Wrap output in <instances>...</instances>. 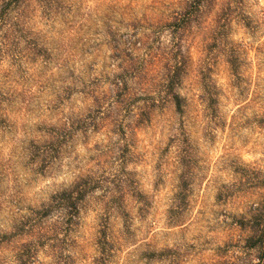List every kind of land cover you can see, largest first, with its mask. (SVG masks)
I'll return each mask as SVG.
<instances>
[{"label":"rangeland","instance_id":"rangeland-1","mask_svg":"<svg viewBox=\"0 0 264 264\" xmlns=\"http://www.w3.org/2000/svg\"><path fill=\"white\" fill-rule=\"evenodd\" d=\"M3 1L0 264H264V0Z\"/></svg>","mask_w":264,"mask_h":264},{"label":"trees","instance_id":"trees-1","mask_svg":"<svg viewBox=\"0 0 264 264\" xmlns=\"http://www.w3.org/2000/svg\"><path fill=\"white\" fill-rule=\"evenodd\" d=\"M22 1L23 0L3 1L2 11L6 10L8 6L12 4L18 5ZM119 82L121 84L124 83V81ZM173 102L177 109H181V100L178 94H173ZM84 186L85 185L83 184H76L71 189L62 190L53 196V203H55L60 207L61 210H63V214L61 216L62 226L57 228H39L35 231V233L31 234V236H34L35 239L21 243L15 254L16 264H35L37 261L36 255L38 248L42 245L43 242L54 239L57 241H61L62 238H58V235L61 233L63 234V236H66L69 227L76 223L75 220L79 210L78 204L86 192ZM52 207H54V205L52 204L44 206L42 209L36 210L35 214L39 218H43L50 212ZM254 211V220L252 222V225L250 226V230L253 232V234L247 238L246 246L248 248L257 247L259 249L257 259L258 261H262L264 259V204L261 205L260 208H254ZM243 224L244 222L241 223V225ZM30 227L33 228L31 224ZM53 247H55V251L57 250V252L55 253V257H61L62 249L58 245H53Z\"/></svg>","mask_w":264,"mask_h":264}]
</instances>
